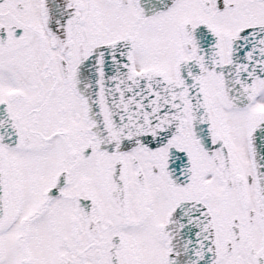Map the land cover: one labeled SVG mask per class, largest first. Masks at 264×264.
<instances>
[{"label": "snow or ice", "instance_id": "obj_1", "mask_svg": "<svg viewBox=\"0 0 264 264\" xmlns=\"http://www.w3.org/2000/svg\"><path fill=\"white\" fill-rule=\"evenodd\" d=\"M0 264H264V0H0Z\"/></svg>", "mask_w": 264, "mask_h": 264}]
</instances>
